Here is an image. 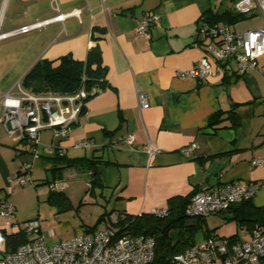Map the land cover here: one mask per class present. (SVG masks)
Returning a JSON list of instances; mask_svg holds the SVG:
<instances>
[{
  "label": "crops",
  "instance_id": "crops-1",
  "mask_svg": "<svg viewBox=\"0 0 264 264\" xmlns=\"http://www.w3.org/2000/svg\"><path fill=\"white\" fill-rule=\"evenodd\" d=\"M223 4L224 0H0V34L63 15L27 33L0 36V94L16 92L15 83L38 59L69 54L84 60L95 46L107 82L87 99L66 137L54 136L50 129L39 132L37 156L19 132L8 133L0 122V198L10 202L16 214L13 194L26 185L14 184L11 176L29 163L32 183L28 185L33 184L38 197L46 201L51 157L62 151L66 158L95 160L100 184L89 189L92 168L65 167L57 180L62 183L58 191L71 202L61 179L67 169H73L76 176H85L90 197H103L104 212H150L165 208L173 196L232 180L258 183L252 202L264 206V165H250V160L264 157V54L256 68L239 75L227 73L231 75L228 84L213 61L212 73L205 80L176 75L190 70L204 55L207 40L196 30L202 12L233 9V5L222 8ZM149 12L156 13L158 21L145 34H138V21ZM245 15L249 17L226 25L235 31L264 25L258 14ZM138 93L146 94V108L140 106ZM216 110H232L236 120L207 127ZM128 135L131 143L124 140ZM82 140L90 146H73ZM193 142L192 151H181ZM147 144L157 148L151 156L145 151ZM47 145L52 149L45 150ZM38 172L45 178L37 179ZM230 216L226 212L206 216L195 233V243L205 238L207 230L216 238L236 234L245 240L244 228L226 219ZM4 225L0 223V229ZM0 244L2 249L1 240ZM4 253L3 248L0 256Z\"/></svg>",
  "mask_w": 264,
  "mask_h": 264
},
{
  "label": "built area",
  "instance_id": "built-area-1",
  "mask_svg": "<svg viewBox=\"0 0 264 264\" xmlns=\"http://www.w3.org/2000/svg\"><path fill=\"white\" fill-rule=\"evenodd\" d=\"M233 10L242 14H258L264 22V0H237ZM63 15L34 21L21 25L0 36H14L40 28L52 20H61ZM158 21V15L149 12L139 19L136 26L138 34H145L150 25ZM197 35L204 43V55L188 71H177L180 78L191 77L207 79L212 73V62L224 73L243 74L256 68L257 60L264 54V25L243 31L232 30L223 23L197 21ZM16 92L0 94V122L8 133L19 132L30 143L31 152L37 156L38 134L50 129L54 136L64 138L70 127L78 121L81 110L89 97L96 94V88L80 87L71 93L52 90L32 92L24 89L20 82L15 83ZM137 100L142 108L148 106L146 94L138 93ZM125 142L131 143L128 135ZM74 147H88L90 142L82 140ZM196 144L190 143L181 148L190 152ZM45 150H51L47 145ZM149 156L157 148L145 146ZM62 155V151H58ZM251 166L264 165V157L250 160ZM30 164L22 165L19 172L11 176L18 186L31 184L28 176ZM50 190H60L62 183L56 181L49 185ZM259 189L256 182L232 180L221 182L213 187L199 191L190 197L184 214L188 217H206L212 213L227 209L229 205L252 199ZM150 213L164 216L165 208H155ZM15 208L6 199L0 198V219L16 229H21L27 240L16 249L0 256V264H149L154 255V240L150 236L126 234L116 236L114 228L94 229L80 235L61 239L53 244L46 242V236L40 228L38 219L14 222ZM110 221H115V213L110 214ZM14 229V228H13ZM245 240H236L229 244L226 238L208 236L203 240L175 254L170 264H260L264 257V224H255L251 230L244 229Z\"/></svg>",
  "mask_w": 264,
  "mask_h": 264
},
{
  "label": "trees",
  "instance_id": "trees-1",
  "mask_svg": "<svg viewBox=\"0 0 264 264\" xmlns=\"http://www.w3.org/2000/svg\"><path fill=\"white\" fill-rule=\"evenodd\" d=\"M248 17L245 14L235 12L231 8L223 9L222 11L209 8L202 12L199 18L211 24L225 23L233 25ZM105 73L106 68L102 65L100 52L95 46L89 50L84 60L74 59L69 54L62 55L54 60L38 59L25 72L20 83L24 89L32 92L52 90L61 93H71L80 87L102 90L107 86L104 78ZM224 74L223 82L228 84L231 75ZM83 110L84 108L81 112ZM227 119L232 121V123L236 120L235 113L232 110H216L209 116L206 126L214 127ZM51 160L53 165L50 169L52 180L45 183L51 184L57 181L63 168L75 167L79 170L92 168L89 189L95 185L99 186V176L94 168L95 160L86 157L66 158L64 155H59L58 153L51 157ZM199 191L194 189L185 196H173L169 198L164 216H156L150 212L140 214L114 211L104 212L98 216L92 226L84 228V232L93 231L97 224L107 219V223H110L116 230V236L131 234L153 238L154 255L149 264H170L175 254L184 251L195 243V233L202 227L205 217H188L184 214L185 206L190 197ZM46 201L58 207L60 211L72 208L71 202L62 191L50 190ZM80 204L81 201H79L78 205ZM219 212L231 213V216L226 219L235 221L239 228L246 230H251L255 224H264V206L254 205L252 199L231 204L227 209L220 210ZM112 213H115L117 216L115 221H110L109 219ZM204 235L205 238L210 236V231H205ZM225 238L229 244L239 240L236 234ZM0 240L6 253L13 251L20 244L24 243L27 237L21 229L17 228L13 229L12 232H7L4 228L0 229ZM260 264H264V257L261 258Z\"/></svg>",
  "mask_w": 264,
  "mask_h": 264
},
{
  "label": "rangeland",
  "instance_id": "rangeland-1",
  "mask_svg": "<svg viewBox=\"0 0 264 264\" xmlns=\"http://www.w3.org/2000/svg\"><path fill=\"white\" fill-rule=\"evenodd\" d=\"M231 7L233 2L224 0V6ZM3 81H1L2 83ZM3 84V83H2ZM77 171L73 169H67L64 172V176L61 181L66 182L67 187L64 192L70 197L72 208L63 211L58 210L55 205L49 204L44 201L43 196L37 195L34 191L33 184L26 185L22 188H17V191L13 194L17 199V212L12 220L14 222H23L30 219H38L41 224V231L46 236L47 232L50 234L46 236L47 243L57 241L59 238L71 237L75 234L80 235L84 232V228L92 226L98 216L105 211L104 199L96 194L94 197L86 192L88 189V183L84 175L76 176ZM37 179L45 178V174L38 172ZM36 182V181H35ZM81 201V204H79ZM79 206V207H77ZM108 222V220L106 219ZM0 223L5 222L0 219ZM10 224H5L4 228L8 231L16 229ZM113 228L110 223L104 224V221L97 224L95 229ZM79 230L81 231L79 233ZM76 232V233H75ZM75 233V234H74ZM56 239V240H55ZM3 249V246H2ZM1 244H0V250Z\"/></svg>",
  "mask_w": 264,
  "mask_h": 264
}]
</instances>
